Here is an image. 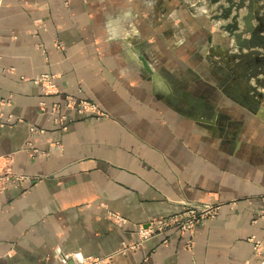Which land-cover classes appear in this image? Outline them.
Listing matches in <instances>:
<instances>
[{"label": "crops", "instance_id": "obj_1", "mask_svg": "<svg viewBox=\"0 0 264 264\" xmlns=\"http://www.w3.org/2000/svg\"><path fill=\"white\" fill-rule=\"evenodd\" d=\"M192 1L0 0V174L23 175L0 177V264H264V0H244L239 38ZM204 202L221 209L191 249L172 229L124 250Z\"/></svg>", "mask_w": 264, "mask_h": 264}, {"label": "built area", "instance_id": "obj_2", "mask_svg": "<svg viewBox=\"0 0 264 264\" xmlns=\"http://www.w3.org/2000/svg\"><path fill=\"white\" fill-rule=\"evenodd\" d=\"M209 2L211 0H193L190 2L192 7L198 8L203 14L210 18L212 27L215 30L221 31L223 23L222 18H215L216 13L209 12ZM221 13V12H220ZM219 13V14H220ZM217 14V15H219ZM233 41V40H232ZM233 43V42H232ZM58 47H61V43L57 44ZM56 74H47L44 73L37 77L34 81L43 86V89L46 93L56 92V83H55ZM67 108H76L80 113H91L97 115V117L104 116L105 113L102 112L98 105L92 101L84 99H76L74 97H68L65 104ZM60 106L55 104L52 109V114H56V120L63 128L67 127L65 123L66 116L59 114ZM32 133H36L39 130L35 127L30 128ZM37 151V149H33ZM5 173V174H4ZM4 173L0 174L6 178V182L10 184H18V180L23 177L21 174L13 173L10 169L6 170ZM222 203H190L186 209L179 213L171 214L168 216H161L151 219L145 224H139L138 234L139 239L126 247L124 250H135L137 247L144 245V243L155 236L166 235L172 229H178L181 233H187L189 238L186 240L185 247L191 249L193 246V235L196 229L205 224L206 220L216 217L221 209ZM119 222H126V220L118 215L112 214ZM259 217L264 219V211L259 214ZM256 221V219H254ZM254 242L255 255H263L264 249L262 243L259 240H255L254 237L251 238ZM164 242H167V239H164ZM61 258L66 261L70 258V255H61ZM104 259L98 257L87 256L83 257V260L79 264H102Z\"/></svg>", "mask_w": 264, "mask_h": 264}, {"label": "water", "instance_id": "obj_3", "mask_svg": "<svg viewBox=\"0 0 264 264\" xmlns=\"http://www.w3.org/2000/svg\"><path fill=\"white\" fill-rule=\"evenodd\" d=\"M220 0H211V3H216ZM228 5L222 7V12L219 15H216L215 18H223V19H228L231 17L229 23H225L222 26V29L225 31L229 32L230 37L232 38L233 36L236 38H239L241 36L240 33V24H239V17H240V9L244 5V0H226ZM235 9V13L233 15L232 12ZM250 18L248 15L242 17L246 25L250 26ZM69 264H73L72 260H69Z\"/></svg>", "mask_w": 264, "mask_h": 264}, {"label": "rangeland", "instance_id": "obj_4", "mask_svg": "<svg viewBox=\"0 0 264 264\" xmlns=\"http://www.w3.org/2000/svg\"><path fill=\"white\" fill-rule=\"evenodd\" d=\"M218 30H216L215 32H217ZM263 256V255H262Z\"/></svg>", "mask_w": 264, "mask_h": 264}]
</instances>
